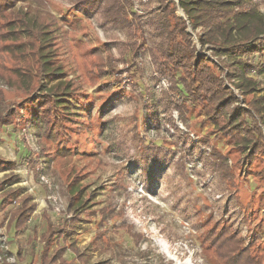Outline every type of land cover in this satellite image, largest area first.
<instances>
[{
  "label": "rangeland",
  "instance_id": "obj_1",
  "mask_svg": "<svg viewBox=\"0 0 264 264\" xmlns=\"http://www.w3.org/2000/svg\"><path fill=\"white\" fill-rule=\"evenodd\" d=\"M257 1L264 15V0ZM133 2L134 12L145 20L154 5ZM76 3L41 0L29 12L56 21L57 55L67 81L90 102V111L80 112L82 118L65 130L69 155L62 162L83 176L91 221L73 236L80 253L68 249L67 264H264V181L251 175L245 181L236 169L235 181L212 172L225 163L232 168L235 158L222 141L216 142L212 126L197 110L180 114L175 109L166 123L154 126L146 105L170 88L167 79L156 77L149 52L154 41L133 39L136 55L130 62L125 30ZM16 6L25 12L31 4ZM29 34L46 38L39 32L24 35ZM101 60L104 67L98 68ZM257 80L263 87L264 73ZM44 146L31 130L0 128V158L14 163L19 175L12 189L32 196L36 204L24 230L17 229L16 221L9 227L6 214H0V264H42L41 236L50 227L43 214L58 223L71 215L65 174L55 164L30 163ZM212 152L222 158L216 163L220 168L213 165ZM8 174L1 173L0 180ZM76 190L71 195L77 198L75 210L83 205L82 189ZM245 207L250 211H242ZM102 208L107 218L98 213ZM99 230L107 235L102 239L109 241L108 252L94 243ZM217 230L222 233L215 237ZM239 249L237 257L232 250Z\"/></svg>",
  "mask_w": 264,
  "mask_h": 264
},
{
  "label": "trees",
  "instance_id": "obj_2",
  "mask_svg": "<svg viewBox=\"0 0 264 264\" xmlns=\"http://www.w3.org/2000/svg\"><path fill=\"white\" fill-rule=\"evenodd\" d=\"M76 1L77 8L100 12L103 19L125 30L130 40V62L136 55L133 39L154 41L149 52L156 77L167 79L170 88L161 99L146 105L153 125L166 123L175 109L180 114L197 110L212 126L216 142L222 141L235 158L233 169L225 162L220 168L216 163L222 158L212 152L210 159L216 157L213 165L220 168H212V172L235 181L236 169L245 181L249 175L264 181V86L257 80L264 73V15L257 0H146L154 7L145 20L134 12L133 0ZM17 3L31 4L30 10L23 12L18 7L16 11ZM34 4L40 5L41 0H0V21L5 22L0 25V128L31 130L45 145L40 157L30 161L32 167H37V162L46 167L55 164L68 179L66 199L71 220L57 223L44 213L42 218L50 227L41 236L42 264H67V246L61 241L69 240L82 223L91 221L84 201L88 187L80 180L83 176L62 162L69 155L65 130L82 118L80 112L90 111V102L85 103L86 95L76 93L77 88L67 81L57 55L56 21L37 12L31 15ZM131 15L133 20H129ZM28 31L46 38L24 35ZM102 65L101 60L98 68ZM7 93L12 97L9 100ZM14 166L0 158V174L9 172L0 180V214H6L9 227L16 221L17 229L24 230L33 219L36 204L32 196L12 189L19 181ZM76 188L82 189L78 195L83 203L77 210L73 208L77 198L71 196ZM106 209L98 212L102 219L107 218ZM220 233L222 230H217L215 237ZM105 235L99 230L94 243L100 251L108 252L109 241L102 239ZM69 248L80 253L75 240L70 241ZM232 251L238 257L241 250Z\"/></svg>",
  "mask_w": 264,
  "mask_h": 264
},
{
  "label": "crops",
  "instance_id": "obj_3",
  "mask_svg": "<svg viewBox=\"0 0 264 264\" xmlns=\"http://www.w3.org/2000/svg\"><path fill=\"white\" fill-rule=\"evenodd\" d=\"M70 220H71V215H70L69 218H67L66 221H70ZM66 221H65V222H66ZM57 223H58V222H57ZM82 224H89V223H82ZM82 224H81V225H82ZM81 225H80V227H81ZM77 231H78V230H77ZM76 233H77V232H76ZM74 235H76V234H74ZM74 235H73V236H74ZM73 236L70 237L69 240H67V241H65V242H64V241H61V244H62V245L64 244L65 246H67V250H68V249L71 250V249L69 248V244H70V241L75 240V239L73 238ZM106 236H107V235H106ZM75 243H76V240H75ZM76 246H77V244H76ZM77 247H78V246H77ZM78 248H79V247H78ZM79 249H80V248H79ZM67 250H66V251H67Z\"/></svg>",
  "mask_w": 264,
  "mask_h": 264
},
{
  "label": "water",
  "instance_id": "obj_4",
  "mask_svg": "<svg viewBox=\"0 0 264 264\" xmlns=\"http://www.w3.org/2000/svg\"><path fill=\"white\" fill-rule=\"evenodd\" d=\"M182 12V11H181ZM181 17H183V13H182V16Z\"/></svg>",
  "mask_w": 264,
  "mask_h": 264
},
{
  "label": "bare ground",
  "instance_id": "obj_5",
  "mask_svg": "<svg viewBox=\"0 0 264 264\" xmlns=\"http://www.w3.org/2000/svg\"><path fill=\"white\" fill-rule=\"evenodd\" d=\"M187 263H188V262H187ZM187 263H186V264H187Z\"/></svg>",
  "mask_w": 264,
  "mask_h": 264
}]
</instances>
